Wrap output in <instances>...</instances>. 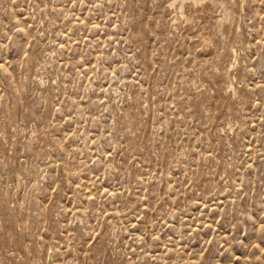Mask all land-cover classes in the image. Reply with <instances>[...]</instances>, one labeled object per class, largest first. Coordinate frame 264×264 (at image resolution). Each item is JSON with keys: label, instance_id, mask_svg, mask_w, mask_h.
<instances>
[{"label": "rangeland", "instance_id": "obj_1", "mask_svg": "<svg viewBox=\"0 0 264 264\" xmlns=\"http://www.w3.org/2000/svg\"><path fill=\"white\" fill-rule=\"evenodd\" d=\"M0 264H264V0H0Z\"/></svg>", "mask_w": 264, "mask_h": 264}]
</instances>
